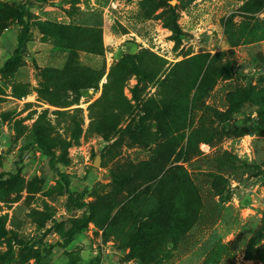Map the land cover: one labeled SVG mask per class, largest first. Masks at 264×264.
Instances as JSON below:
<instances>
[{"label": "rangeland", "instance_id": "1", "mask_svg": "<svg viewBox=\"0 0 264 264\" xmlns=\"http://www.w3.org/2000/svg\"><path fill=\"white\" fill-rule=\"evenodd\" d=\"M28 3L34 23L99 29L104 49L62 52L33 29L20 67L0 73V264H37L51 247L49 264H264V57L250 50L264 42V0ZM0 4L1 26L22 3ZM199 56L203 89L179 103ZM37 138L93 212L67 249L83 212L69 211Z\"/></svg>", "mask_w": 264, "mask_h": 264}, {"label": "trees", "instance_id": "2", "mask_svg": "<svg viewBox=\"0 0 264 264\" xmlns=\"http://www.w3.org/2000/svg\"><path fill=\"white\" fill-rule=\"evenodd\" d=\"M44 1H48V0H44ZM178 1L185 3V2H191L192 0H178ZM0 6L3 8L5 5L0 4ZM171 9L173 10L172 7ZM11 19H9L7 16L5 17L4 25L0 26V35H2L3 32H5L11 27V24L8 23L17 25L19 28L18 47L14 51L11 58L3 65L2 68H0V73L4 75L5 74L9 75L14 73L22 64L24 46L26 43L31 42L34 38L32 34L33 29L39 30L43 38L51 37L57 40L59 42L57 48L62 52L72 53L75 44L76 43L79 44L80 42L86 44L85 52L87 53L97 55L103 52L104 48L102 44V33L99 29H82L72 26H61L51 22L34 23L28 2L19 5V7L14 10V17H12ZM165 27L173 32V40L176 42V44H179L181 42L182 34H181V29L178 26L177 20L173 19L169 21L168 23H166ZM138 59L139 58L137 57L135 58L131 57L130 62H132L135 70L138 68L137 66H135V62ZM201 60H204V63L197 68V74L195 75V79L191 82V86L188 88L189 91L186 94L181 95V99L179 100V103H195V97L191 95V91L197 90L199 92L203 89V81L206 76H204L202 82L199 83L200 85L198 87L197 85L206 65L205 57L204 56L194 57L193 59L186 61V64L191 65ZM125 62L126 59L124 60L123 63ZM180 69L183 70L184 67H181ZM139 71H142V69H139ZM191 73L192 72L188 70V71H184L182 75L184 78H189ZM167 83L168 80L163 81V86H165ZM244 94L247 95V93H245L244 91L236 92L232 96L231 99L232 103L234 100L241 98V95ZM185 100H187L188 102H186ZM172 103H177V102L174 100ZM233 104L235 106L237 103H233ZM34 144L48 158L50 169L57 174L58 178L61 180L62 184L64 185L63 187L64 192L68 196L69 211L83 212L81 219L75 225H72V227L65 235L64 243L58 245L59 247L67 249L79 235H82L88 229L92 220L93 212L91 206L85 202L83 195L71 190V180L68 175L61 172L59 168V164L61 163V160L57 156V154L51 149V147L41 138H37ZM25 157H26V149H23L20 153L19 161L16 163L18 167L20 166V164L24 162ZM3 176L5 175H1V177ZM9 176H11V178H15L12 174H9ZM54 250L55 248L51 247V249L48 251V254L46 256L42 254L37 255L36 256L37 264H49V258ZM71 264H77V263L73 262Z\"/></svg>", "mask_w": 264, "mask_h": 264}, {"label": "crops", "instance_id": "3", "mask_svg": "<svg viewBox=\"0 0 264 264\" xmlns=\"http://www.w3.org/2000/svg\"><path fill=\"white\" fill-rule=\"evenodd\" d=\"M1 1H4V2H20V3H26L28 2L29 0H1ZM57 11V10H56ZM37 15H41V12L39 11L37 13ZM47 14L46 13H43L41 16L42 18L40 19V21H46V16ZM68 18V17H67ZM92 27H96V28H100V25L97 23L96 25H92ZM18 34H19V28L17 25H13L12 27H10L8 30H6L4 32V34H2L1 36V40H0V49L1 51L3 52L2 53V58L3 61L2 63L0 64V67H3V65L11 58V56L13 55L14 51L17 49L18 47ZM107 37V42L106 44H110V45H115L117 44V40L119 39V35H117L115 32H114V29H111V33H109L108 35L106 34L105 35V38ZM37 38L34 39L33 43L35 44V48H40V45L39 43H37ZM258 48L261 46V53L263 54V57H264V42L260 43V44H257L256 46H252L250 48V50L252 48H255L257 47ZM26 48V46H24V49ZM24 52V50H23Z\"/></svg>", "mask_w": 264, "mask_h": 264}, {"label": "built area", "instance_id": "4", "mask_svg": "<svg viewBox=\"0 0 264 264\" xmlns=\"http://www.w3.org/2000/svg\"><path fill=\"white\" fill-rule=\"evenodd\" d=\"M154 43H155V48H154V51L159 53V50L161 52H163V46H162V41H160V36H155L154 38Z\"/></svg>", "mask_w": 264, "mask_h": 264}, {"label": "water", "instance_id": "5", "mask_svg": "<svg viewBox=\"0 0 264 264\" xmlns=\"http://www.w3.org/2000/svg\"><path fill=\"white\" fill-rule=\"evenodd\" d=\"M100 162V159L98 158L95 162V165H97Z\"/></svg>", "mask_w": 264, "mask_h": 264}]
</instances>
